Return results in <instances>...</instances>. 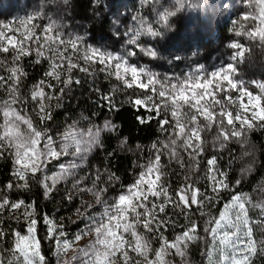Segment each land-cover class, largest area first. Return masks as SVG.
I'll return each instance as SVG.
<instances>
[{
	"label": "trees",
	"instance_id": "16d2710c",
	"mask_svg": "<svg viewBox=\"0 0 264 264\" xmlns=\"http://www.w3.org/2000/svg\"><path fill=\"white\" fill-rule=\"evenodd\" d=\"M166 4V0H0V28L11 38L9 43L0 46V62H2L0 77L3 78L0 80V125L4 123L2 115V109L6 107L4 102L11 99L9 89L15 79L11 69L18 68L24 73L19 77L17 85L23 102L18 101L11 106L15 107L22 116L29 117L38 129H46L49 135L56 138L72 125L82 129L93 126L103 128L104 123L108 121L114 126L113 130L101 132V146L92 149L85 167L78 170L77 178L89 175L90 179L85 180L81 187L91 188L92 179L99 170L105 181L109 174L117 178L113 186L108 188L106 198H113L123 193L135 183L142 171H146V167L141 166L149 165L150 159L155 160L156 152L152 145L156 144L160 147L161 142L169 140L174 129L172 123L164 125L167 131L162 132L160 121L165 118L136 105L134 99L140 96L137 90L110 84V79L106 82L100 71L71 69L70 75H62L59 81L47 76L48 62L43 56L42 47L37 44L24 51L25 54H21L19 60H14L21 48L15 36H12L14 35L12 31H8L4 25L15 18H31L41 22L42 26L56 28L67 36L83 38L93 46L102 47L108 42L114 43L111 41L114 39V27L122 19L124 9L136 6L144 18L155 19L160 23V28L153 31L155 35L147 32L143 36V46L150 44L157 52L167 45L181 48L189 42L197 44L196 46L204 53L212 52V48H217L219 44L230 39L227 37L228 27L222 26L215 15H212L211 21L217 28V39L208 35H198L197 32L203 25L200 21L196 25L192 23L191 9L186 0L178 1L169 7ZM165 13L170 15L164 21L161 17ZM213 39L218 40V43L215 44ZM235 40L246 48L235 63L236 69L245 79L264 81V40L259 37L246 38L244 34L238 32ZM5 48L7 51H3ZM153 56L146 54L143 49L137 50L135 54V58L145 63L159 62L157 57ZM69 79L70 84L65 86L64 81ZM41 88L46 95L55 94L60 97L59 100L45 99L44 102L49 106L52 116V119L47 121H41L36 114L39 111L38 101L41 98L37 97L36 101L32 99V92ZM105 97L110 98L112 107L109 106V99ZM260 125H264V120L256 123L240 141L236 138L228 141L214 139L213 127H209L203 131L202 150L195 159L189 155L192 149L185 151L180 147L177 148L179 158L169 159L167 154L161 156L160 171L163 175L157 184L168 190L169 202L165 204L163 213L159 212V205L165 199L163 195L157 198L148 194V201L143 202L155 213L157 220H170L174 224L166 223L159 228L160 232H157L153 238L157 240V245H160L161 233L163 237L171 240L175 235L187 231L191 224L190 220L185 219L184 213L195 220V235L203 238L190 241L186 255L174 264H212V259H207V253L212 246L211 234L209 229L206 232L205 228L208 221L215 219L234 195H245L252 204L264 205V127ZM2 131L3 128H0V132ZM180 143L182 141H178V144ZM14 152L15 149L4 151L0 157V200L7 198L10 204L23 201L25 206L33 205L41 255L45 257L47 264H58L57 241L47 238L48 225H45L43 218L47 216L53 222H60L64 226L75 225L80 218L77 210L81 212L85 200L94 195L92 192L73 190V180L69 178L60 182L57 185L58 190L45 198L44 189L38 183V180L42 179L40 173H37L36 179H31L29 174L27 188L16 187L24 181L13 176ZM213 157L217 158L218 171L214 169L213 173H209L207 161ZM62 161L63 158L53 162L52 168H57ZM153 172L156 179L159 173ZM219 172L227 173V183L230 188L221 190L219 200L213 201L203 209L209 215H201L197 205H190L187 208H183V205L174 206L179 201L177 193L182 189H187L189 197L194 190L212 195V181L209 177L215 175L217 180L222 179ZM237 181L240 183L237 184ZM9 183L13 185L12 189L7 188ZM69 196L72 197L71 200ZM198 199H200L199 195ZM153 203L157 205L155 209H152ZM249 211L255 220L251 228L256 251L251 255L248 264H264V246L259 243L264 241V212L260 207L252 208L251 205ZM24 217L23 206L12 209L9 205L0 213V221H2L0 230L4 232V236L0 237V264H9V261H15L19 257L15 250V237L17 232L23 235L27 231ZM148 218L150 217H146ZM144 219L145 217H142L143 221ZM73 220L76 222L72 223ZM143 221L140 223L143 224ZM152 226L155 227V223Z\"/></svg>",
	"mask_w": 264,
	"mask_h": 264
},
{
	"label": "rangeland",
	"instance_id": "374dc122",
	"mask_svg": "<svg viewBox=\"0 0 264 264\" xmlns=\"http://www.w3.org/2000/svg\"><path fill=\"white\" fill-rule=\"evenodd\" d=\"M166 1V5L169 7L182 0ZM186 2L191 9L192 23L196 25V23L200 21L203 25L197 32L199 36L208 35L210 38L215 37L214 39H217V28L214 22L211 21L212 15H215L222 26L228 27L227 37H230V39L223 42L221 45L219 44L217 48H212V52L207 51L204 53L196 46L197 44L192 42L186 43V46L181 48L167 45L157 52L155 47L150 44L143 46V36L148 32V28H151L152 31H156L160 28V23L155 19L144 18L139 8L136 6H129L124 9L122 12V19L119 20L114 27V39L111 40L114 43L108 42L102 47L93 46L83 38L67 36L56 28L42 26L41 22L30 18H15L5 24L4 27L6 26L5 28L8 31H12L14 34L12 36H15L19 47L23 48L24 51L32 48L34 44L42 47L43 56L48 62L47 72L55 70V72L59 73V78H61L62 75L69 76V67L73 64L76 65L72 68L75 70L79 69L82 71V69H91L93 71H100V73L104 75L103 77L106 82L110 79V84H118L120 87L137 90L140 96L134 99V103L137 99L141 100L142 102L139 106L146 110L153 111L159 116H163L171 122L174 127L177 120L184 122L190 118L185 117L184 113L196 114L198 123L201 125L208 123L202 115L205 109L215 114L214 120H223L225 125H227L229 118H234L239 113L241 118L248 119L254 126L261 120L259 119V115L253 119V113H259L260 109L264 108V92L261 90L264 81L260 79H245L243 74L236 69L235 63L241 58L246 48L243 44L235 40V37L238 32L244 34L246 38H261L259 32L261 29H264V23H262V20H264V14H262L264 0H186ZM0 31H3L2 28H0ZM3 33L4 36H0V46L11 41L10 35L6 34L4 31ZM134 36H136V40L130 43V40ZM214 39L213 42L217 44L218 40L214 41ZM141 41H143L142 44H140ZM73 44H75V47H73ZM234 44L239 45V47L234 48L232 46ZM140 49H143V51L150 56L154 55L153 57H157L159 62L145 63L141 59L135 58L136 51ZM90 50H95L97 55H94ZM98 53L114 57H123L127 61V64L117 70L115 68V61L101 63ZM130 53L132 54L129 55ZM86 57H90V59L86 60ZM106 66L108 67V71L104 70ZM128 66L137 69V75L135 77L132 76L131 72L125 71V68ZM141 69L145 73L153 75V83L150 84L149 77L139 72ZM117 72H119V75L122 76L123 79L117 78ZM217 72L221 73V75L214 77L213 74ZM225 73L229 76V79L235 87H232L228 81L223 79ZM50 77L55 78L54 76ZM124 81H127V84ZM156 81H159V83ZM129 84L131 87L128 86ZM177 84L183 85V87L173 91L172 86ZM197 85H199V87H197ZM160 91L165 92L163 97L159 95ZM181 91H183V99H181L179 95ZM249 94L253 97H262L259 107H255L256 100H249ZM197 100H199V104L196 103ZM173 101L180 106L177 109V115L175 117L172 115ZM216 101H219V104H217ZM189 102L193 105L192 107H189ZM165 105H168L167 109H165ZM208 105H212V107L209 108ZM13 108L16 109L15 107ZM3 110L4 108L2 109V115ZM16 111L18 110L16 109ZM221 111L224 112L223 116L220 115ZM227 126L229 128L231 127L230 125ZM235 126L237 128L240 127L239 120H235ZM20 127L22 130H26L27 128L24 124H21ZM211 127H213L214 130L212 136L214 139H217L220 129L216 123H212ZM88 129H82L77 125H72L54 139L59 143L62 139V134L67 130L74 131L77 134L83 133L86 137ZM176 129L179 130V128ZM203 131L200 133V140H194L195 143L203 144ZM220 139L223 140L222 137ZM71 150L72 149H70V151ZM62 158L64 161L61 163H67L75 159L72 156H63L61 159ZM53 162L47 166V174L49 176L59 172L58 166L55 169L52 168ZM145 179L155 180L154 172L148 173ZM49 183L51 182L49 181ZM142 187L143 191L147 193V184H144ZM127 190L128 188L121 194H126ZM187 195L189 196V194ZM118 196H116V198H118ZM231 201L232 199L223 206L215 219L209 220L211 223H207L212 242V246L209 249V251L212 252V256L209 257L208 251L207 259H212V264H217L220 260L218 251L220 238H223L225 232L231 233L234 231V229L226 226L228 222H235V213L233 209L231 207H226V205H230ZM110 202L114 201L110 200ZM136 202L138 203L139 201ZM87 205H91V207H85ZM249 206V204H245L246 209H248V216L250 217L249 227H251L255 220L252 218L253 216L249 211ZM27 211L33 212V209L29 208ZM102 212L103 206L95 202L94 196H89L85 200L81 211V213H84L87 217H95L96 220L101 219L100 214ZM137 212L142 213L144 209L140 208L138 210L137 208ZM221 212H225L226 215L224 219L221 220V226L217 230V239L213 240L211 228L216 227L215 220L221 219ZM85 215H79L80 218H78V222L75 225L72 224V226H64V224L60 222H53L58 229H63L65 237L62 238V240L67 239L69 241V247L65 249L61 240L60 264H65V262H67V264H89V262H93L94 264V256L92 255V247L90 246H94L95 248H102V246L96 243L95 232H90L88 230L91 221L86 219ZM125 215L127 217V222L133 225L134 230L146 237L150 242L151 246L148 249L147 257L153 264H174L179 258H183L177 254L175 248H169L165 249L158 261L155 253L161 249L162 241L160 245H157V240H155L153 236L157 232H160V230H156V228L152 226L154 229L153 232H148L143 228V224L136 223L135 215L131 213L130 210L126 212ZM24 218L27 222V229L29 226V219H36L35 215L30 218ZM141 221H143L142 218ZM74 222L76 221L73 220L72 223ZM123 222L124 221H120L121 224H123ZM115 223L116 222H113V224ZM113 230L116 231L118 235L123 234L125 239L130 241L134 247L135 242L130 232H123L122 228L115 227ZM37 233L36 230L35 235L38 240ZM23 235H28L27 231ZM182 235L183 233L179 236ZM240 235L245 242H247V237H244L243 233ZM77 236L80 238L76 239ZM176 237L175 235L171 240L164 238L169 244H172L176 241ZM240 247H244V245ZM81 249L84 251H80ZM181 249L186 252L183 245H181ZM124 250L127 251L129 256L128 264H137V261L144 264V258L133 251L132 247L126 246ZM85 252H87V254H85ZM17 253L19 254L18 251ZM229 255H231V252H229ZM73 257H75V259H73ZM22 259L23 258L20 257L21 264ZM117 264H125L122 252L117 253ZM224 264H231V262L224 261Z\"/></svg>",
	"mask_w": 264,
	"mask_h": 264
},
{
	"label": "snow or ice",
	"instance_id": "6c2138e0",
	"mask_svg": "<svg viewBox=\"0 0 264 264\" xmlns=\"http://www.w3.org/2000/svg\"><path fill=\"white\" fill-rule=\"evenodd\" d=\"M262 14H264V9H262ZM170 13H165L161 19L166 20L167 16ZM31 19V18H30ZM23 23V22H22ZM264 23V20H262ZM6 27V26H5ZM148 32H151L153 35L156 33L152 31L151 28L147 29ZM262 39H264V29H261L259 32ZM138 35V34H137ZM0 36H4L3 31H0ZM136 40V36H134L131 42ZM234 48L239 47V45H232ZM75 47V44H73ZM3 51H7V49H3ZM94 55H97L95 50H90ZM21 54L24 53V49L21 48L19 53L14 57V60H19ZM130 53L129 55H131ZM151 54V53H149ZM100 62L105 63L106 61H115V68L119 70L127 64V61L123 57H114L107 54L98 53ZM90 59V57H86V60ZM2 63V62H0ZM76 65H71L69 67V71ZM105 71H108V67L106 66ZM82 71H87V69H82ZM126 72H131L132 76L135 77L137 75V69L134 67H126ZM11 72L13 73V86L9 89L11 99L5 101L6 107L3 110L4 123L0 125V128H3V131L0 132V157L4 151H8L10 149H15L13 154V163H14V171L13 176L18 178L21 181H24L23 184H18L16 187L19 188H27L28 187V179L29 174H31V179H36L37 173H40L42 179L38 180V183L44 189L45 198H48L49 195L58 190L57 185L61 181H67L69 178H72V189L80 192H92L95 198V202L103 206V212L100 214L101 219L96 220L95 217H87L84 213H81L80 210H77L78 215H85L86 219L91 221V224L88 226V230L94 231L96 234V243L101 245L102 248L92 247V255L94 256V264H117V253H121L123 255V259L125 264H128L129 256L127 251L124 249L127 247H132V250L137 252L141 257L144 258V264H153L152 261L148 260L147 252L150 248V242L143 235L139 234L134 230L133 225L127 222V217L125 215L126 212L130 210L131 213L135 214L136 223L141 222L142 217H150L148 219H144L143 228L148 232H153V223H155L156 230H159L160 227L165 225L166 223H173V221L166 220H157L156 215L149 209L143 201H148L150 194L152 197H160L163 195L164 202L159 205V212H165V204L169 202L168 198V190L164 188L162 185H158L157 182L161 180V176L163 172L160 171L161 165V156L167 154L169 159L179 158V154L177 152V148H183L185 151L188 149H192L193 151L189 153L193 159H195L196 155H199L202 150V144L195 143V141L200 140V133L208 127H211L212 123H216L219 127L220 131L217 136L219 140L221 137L223 141H228L231 138H236L238 141L241 140L242 137L246 135L248 130H251L253 124L246 118H241L239 113L234 118H229L227 121V125H230L229 128L224 124L223 120H214V113L205 111L202 113L204 119L208 122L204 125L198 123L197 115L194 113H184L185 117H190L184 122L181 120L176 121V125L173 129L172 134L169 136V140L166 142H161L160 147H157L156 144L152 145V148L155 149V160L152 161L150 159L149 165L146 167V171H142L139 175V178L136 179L135 183L130 186L127 190L126 194H120L118 198H106V194L108 188L113 186V182L117 179L113 175L109 174L107 181L103 179V174L97 170L95 173V178L92 179V187L85 188L81 187L84 184L85 180L90 179L89 175L78 176V170L85 167L87 163V155L92 151L93 147L101 146V132L102 131H110L114 129V126L110 124V122L106 121L104 123L103 128L95 127L89 128L87 131V136L83 133L77 134L74 131L67 130L62 134V139L59 143L48 134L46 129L40 130L34 124L33 121L27 117L22 116L16 109L11 107L12 104L17 103L18 101L23 102L21 97L19 96L17 85L19 84V77L23 76L24 73L18 68H12ZM140 73H144L149 77V83H153V75L145 73L142 69L139 70ZM47 76H54L57 81H59V73L55 72V70L47 72ZM221 73H214L213 76H220ZM117 78L123 79L122 76L117 72ZM3 78L0 77V80ZM223 79L228 81L232 87L235 85L229 79V76L225 73L223 75ZM70 79L65 80L64 84L67 86L70 84ZM127 84V81H124ZM159 83V81H156ZM131 87V85H128ZM183 85L177 84L172 86V90L175 91L177 88H182ZM199 87V85H197ZM262 92H264V85L261 86ZM160 96H164L165 92L160 91ZM180 98L183 99V91L179 93ZM37 97L41 99L38 101L39 111L36 113L41 121H47L52 119L50 114L49 106L44 102L45 99H57L60 97L52 95H46V93L41 88L40 90L32 92V99L36 101ZM105 99H109V106L112 107L111 100L108 97ZM262 97H253L249 94V100H256L255 107H259L261 103ZM141 100L137 99L135 103L137 105L141 104ZM199 104V100L196 101ZM219 104V101H216ZM59 106V105H57ZM193 105L189 102V107ZM168 105H165V109H167ZM180 107L176 104L175 101L172 103V115L175 117L177 115V109ZM208 107H212V105H208ZM221 116L224 115V112L221 111ZM259 115L260 120H264V108L260 109L259 113H253V119ZM82 119H88L87 117H82ZM235 120L240 121V127L237 128L235 126ZM142 123L144 121H141ZM161 123V131H167V128L164 125H168L169 121L167 119L160 121ZM24 124L27 126L26 130H22L20 125ZM264 127V125H260ZM179 128L177 132L175 129ZM178 141H182V143L178 144ZM39 146V147H38ZM223 146V144H222ZM70 149H72L70 151ZM63 156H72L75 159L68 161L67 163L58 164L59 172L53 173L52 175L47 174V166L51 164L53 161H59ZM209 166L208 172L213 173V170L216 169L218 171L217 166V158L213 157L207 161ZM156 171L159 175L156 176L155 180H146L145 176L148 173H152ZM219 176L222 179L217 180L215 175L209 177L212 181L211 190L212 195H208L205 192L192 191L190 197L187 195V189H182L181 192L177 193L179 196V201L175 203V207L187 208L190 205H197L201 210V215H209L203 209L211 204L213 201H218L220 197L221 190H229L230 185L227 183V173L219 172ZM49 181L51 183H49ZM237 184L240 181L236 182ZM147 184V194L143 191V185ZM8 189H12L13 185L9 183L7 185ZM198 195L200 199H198ZM70 200L71 196L68 197ZM142 198V199H141ZM114 201V202H110ZM136 201H139L138 203ZM250 204L252 208L260 207L262 212H264V205H255L252 204L251 200H248L245 195H234L232 197V201L230 205H226V207H231L235 213V222H228L226 224L227 227L234 229L233 232H225L223 238H220L218 251L220 255V260L217 264H224V261H230L231 264H247L248 258L253 255L256 251L255 243L252 239V228L249 227L250 217L248 216V209H246L245 204ZM12 209H19L22 206L25 207V217L30 218L34 215V207L33 205H24L23 201L17 203H11L7 198H3L0 200V213L8 207ZM124 206V207H122ZM85 207H91V205H87ZM157 205L155 203L152 204V209H155ZM28 208H33V212H28ZM137 208H143L144 212H137ZM182 208V212H183ZM185 219L190 220L191 227L188 228L187 231L183 232L182 236H177L176 241L172 244L163 237L161 233L162 247L160 250L156 251L155 255L157 260L159 261L162 253L165 249L175 248L177 254L180 256H185L186 252L181 249V245H183L184 249H187L188 242L194 241L195 239H203L202 237H197L195 235L196 232V223L195 220H192L187 213H184ZM225 212L220 213V220H215L216 227L211 228V233L213 235V240H216V233L218 228L221 226V220L225 217ZM45 225H48V234L47 238L50 240L57 241V260L58 264H60L59 257L61 253V240L65 237V233L62 228H57L53 221L50 220L47 216L44 218ZM120 221H124L123 224ZM113 222H116L113 224ZM2 223V221H0ZM36 219H29V226L27 229L28 235H21L19 232L16 233L15 243L16 250L19 252V257H22V264H47V261L43 255H41L40 251V241L36 239ZM208 223H211L209 221ZM259 223V221H257ZM122 228L123 232H130L131 237L133 239L134 247L132 243L125 239L123 234L118 235L116 231L113 229ZM205 231H208V228H205ZM243 233L244 237H247V242L240 235ZM4 236V232L0 230V237ZM80 237L77 236L76 239ZM63 247L66 249L69 247V241L67 239H63ZM260 245L264 246V241L259 242ZM244 245V247H240ZM80 251H84L81 249ZM231 252V255H229ZM239 253V254H238ZM87 254V252H85ZM15 256V253H13ZM209 257L212 256V252L209 251ZM19 257L16 258L15 261H9V264H21ZM75 259V257H73ZM67 264V262H65ZM89 264H93V262H89ZM137 264H141L140 261H137Z\"/></svg>",
	"mask_w": 264,
	"mask_h": 264
}]
</instances>
